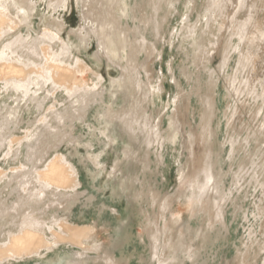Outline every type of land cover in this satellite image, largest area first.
Segmentation results:
<instances>
[{"label":"bare ground","instance_id":"obj_1","mask_svg":"<svg viewBox=\"0 0 264 264\" xmlns=\"http://www.w3.org/2000/svg\"><path fill=\"white\" fill-rule=\"evenodd\" d=\"M82 1L87 24L78 31L97 37L95 60L100 64L102 53L118 73L108 86L77 55L78 46L63 38L62 23L32 29L36 3L0 0V264H129L134 258L140 264H215L239 231L241 216L247 228L233 243L239 254L253 241L262 215H248L238 204L258 192L264 196V77H256L253 65L264 41L255 19L260 0H186L183 12L180 0H135L133 6L127 0ZM61 2L49 0L48 7ZM44 15L49 21V11ZM175 16L180 23L166 41ZM174 41L186 57L182 75L189 89L182 98L199 104L195 132L190 118L170 114L174 100L153 113L164 87L145 81L151 57L162 60L160 48ZM87 70L90 84L82 82ZM243 109L257 128L235 129ZM79 127L85 137L76 134ZM98 136L105 147L117 137L122 142L114 167L122 177L113 196L133 202L127 217L116 216V207L99 203L82 183V170L95 180L104 165V150L96 152L92 140ZM65 142L77 154L84 148L82 166L66 154L47 159L42 152ZM196 144L203 148L201 169L189 179L187 167L174 191L154 198L163 186L155 174L169 167V155L181 145L189 164ZM175 194L184 215L174 210ZM146 199L157 206L154 214L143 209ZM228 206L234 210L227 212ZM132 220L145 233L138 245L148 250L147 260L122 250ZM101 233L108 234L106 243ZM233 261L243 264L240 255Z\"/></svg>","mask_w":264,"mask_h":264},{"label":"rangeland","instance_id":"obj_2","mask_svg":"<svg viewBox=\"0 0 264 264\" xmlns=\"http://www.w3.org/2000/svg\"><path fill=\"white\" fill-rule=\"evenodd\" d=\"M30 3H36L38 5L37 8V14L32 18L33 22H35V25L32 27V29H41L44 26L50 24L51 26L59 25L61 24V35L65 40H70L73 44L77 45L79 50L77 55L80 56L89 66L91 70L96 71L99 73L103 79L106 81V86L110 84V82L117 77L118 73L117 70L113 66H108L109 62L105 58L104 55H100V64L95 60V53L98 50V39L97 37L92 33L90 34V39L82 37L80 35L79 31L83 25L87 24L84 19V14L87 13L88 7L85 8V3L82 0H61L62 2L54 7H48L49 6V0H28ZM138 1V0H136ZM129 4L133 6L135 3V0H127ZM200 2V1H198ZM25 4H29L28 2H25ZM187 4L186 0H180V4L178 5V10L181 12L184 11L183 5ZM190 8V7H189ZM264 0H260L258 3V10L257 14H255V19L258 21V23L261 26H258L257 28L262 29L264 32ZM42 11V12H41ZM49 11L50 20L45 21L43 20L45 17V13ZM245 16H242L241 18H244ZM178 17L175 16L173 21H171L170 24L166 27L167 32V38L166 41L169 40L171 37V31L173 28L180 23V20H177ZM175 21V22H174ZM178 21V24L176 23ZM50 22V23H48ZM88 27L90 26V23L88 24ZM169 32V33H168ZM250 34H255V29L252 28L250 30ZM162 43L163 41L160 40ZM86 47V48H85ZM260 49L258 52H255V60L254 64L256 67V77L257 78H263L264 77V41L262 42V45H260ZM162 52V60L158 59L157 56H152L151 61L152 63L149 64V75L148 77L149 81L147 80V77H145L146 82H151L154 84L155 88H157V85L161 84L164 88L161 91L159 96V100H157V106L152 107L153 113H157L160 109V107H164L168 102H175L171 106L170 114L172 111H177L178 115L180 117L185 116L190 118L191 126L190 129L195 132L197 129V123L199 122V114H195L198 112L199 104L196 98H192L191 101L187 102L182 98L183 93L189 89V86H186L187 80L182 75L184 67L186 66L184 64V61H186L185 52L181 51L178 48L177 41H174L173 43H164V46L160 48ZM144 57V58H143ZM154 58V59H153ZM146 59V55H143L141 58V62H144ZM167 63V64H166ZM217 62L215 63V65ZM185 65V66H184ZM180 67V68H179ZM92 81V75L91 72L88 70L83 73V79L82 82L84 84H90ZM168 101V102H167ZM223 105H226V101ZM120 106H117L119 108ZM226 110H222L223 112ZM248 109H243L239 113V115L236 118L235 121V129L239 132L243 129H246L247 126L251 128H257V122L251 120V114ZM241 114V115H240ZM243 114V115H242ZM93 121V120H92ZM252 121V122H251ZM94 122V121H93ZM223 123V134H225L224 130H226V122L222 121ZM248 123V124H247ZM256 123V124H255ZM79 132L76 134L80 135L83 134V137L86 136V132L79 127ZM67 132L71 134L75 132L71 129H67ZM21 134H19L20 136ZM73 135V134H72ZM94 144H95V151L101 152L104 150V153L102 157L100 158V161L103 162L102 164V170L99 173V175L96 177L95 180H92L88 173L85 172V169L82 170V183L84 184V188H88L91 193L96 194L98 202H104L110 206H114L119 210V215H116L118 217H127V213H130L131 211H134V205L133 202L127 204V199L124 198L123 195H121V198L117 201L115 200L113 196V190L119 189V181L122 177L121 172H117L116 168L119 164V158H122V142L120 138H115L114 144L111 145V147H105L103 145V138L98 136V139L92 138ZM45 147V146H44ZM262 149L264 150V147L262 146ZM177 153H172L169 155L168 163L169 167L166 169H159V171L156 172V180L159 182V184L163 186H159L160 193H153L154 198L157 197V199H160L163 197L167 192H172L177 188L178 181L180 179V175L182 173H185L187 171L188 167V178L191 179L194 175H196L197 171L201 169L202 167V154H203V148L200 144L195 145L194 149V158L191 160V162L188 164L187 162V152L185 153L181 147V145L177 148ZM42 152H46V158L51 159L58 153L66 154L72 161L75 162L77 166H82V157L85 154L84 148L78 149V154L73 151V149L65 142L61 146L54 148L53 146L45 147ZM184 156V157H181ZM119 159V160H118ZM191 159V158H189ZM186 160V161H185ZM12 167L17 165H11ZM243 166L245 168H248V160L244 162ZM116 167V168H114ZM184 167L185 170H182ZM41 169L42 166H39ZM114 170V171H113ZM183 172H180V171ZM111 173V174H108ZM180 173V174H179ZM114 178V179H113ZM84 190V189H82ZM130 191H127L126 194H130ZM177 194L173 195L175 205L174 210L178 212L179 214L184 215L185 209L182 207L180 200L175 198ZM176 196V197H175ZM261 198V192H258L256 197H254L252 200L247 202H240L238 206L242 209V211H245L244 209H248V215L251 214V212H259L262 215V218L260 219L258 223V227L254 229L252 232V238L253 241L246 245V247L240 248V253L237 254L236 250L233 247V243L236 245L239 244V241L246 236L245 228H247L246 222L239 216V231L233 236L232 240L229 241L228 245L223 248L222 253L219 257V259L216 261L215 264H236L233 259L235 257H239L243 261V264H260L261 259L263 257V249H264V196L261 198V202H259V199ZM131 208H127V207ZM143 209L147 212H150L151 214H154L155 211H157L156 208L152 207L150 204L149 199H146L145 202L142 204ZM230 206L227 207V212H232L233 210L229 209ZM236 210V209H235ZM249 217V216H248ZM93 217H89L91 220ZM145 219V217H142V220ZM231 220V218H230ZM244 228V229H243ZM130 236L126 239V242L122 246V250L126 253H135L143 256L146 260L148 259V250L144 249L142 246L138 245V236L140 234L145 235L143 228L137 223L135 220H132L129 227ZM245 232V233H244ZM147 236V234H146ZM146 236L144 237L146 239ZM99 238L102 243H106L108 240V234L101 233L99 234ZM256 244V245H255ZM129 264H140L139 260L134 258Z\"/></svg>","mask_w":264,"mask_h":264}]
</instances>
